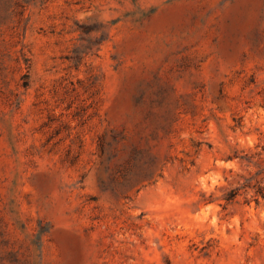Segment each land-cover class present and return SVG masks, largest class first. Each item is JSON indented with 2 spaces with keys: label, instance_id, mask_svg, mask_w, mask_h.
Here are the masks:
<instances>
[{
  "label": "rangeland",
  "instance_id": "1",
  "mask_svg": "<svg viewBox=\"0 0 264 264\" xmlns=\"http://www.w3.org/2000/svg\"><path fill=\"white\" fill-rule=\"evenodd\" d=\"M255 185L264 0H0V264H264Z\"/></svg>",
  "mask_w": 264,
  "mask_h": 264
},
{
  "label": "trees",
  "instance_id": "2",
  "mask_svg": "<svg viewBox=\"0 0 264 264\" xmlns=\"http://www.w3.org/2000/svg\"><path fill=\"white\" fill-rule=\"evenodd\" d=\"M242 188L245 187V185L241 186ZM241 187H237L234 188L232 190H230L226 196L224 197V200L226 201V203H231L233 202V200L235 199V197L238 195V192L240 190ZM254 188V198L253 200L255 201L256 204H258L259 202V197L261 199H264V187L261 185H255Z\"/></svg>",
  "mask_w": 264,
  "mask_h": 264
}]
</instances>
